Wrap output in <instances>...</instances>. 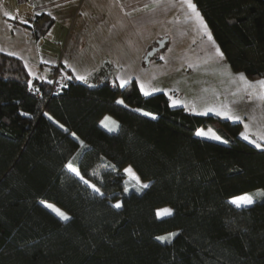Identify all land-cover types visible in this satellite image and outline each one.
<instances>
[{
    "label": "trees",
    "instance_id": "obj_1",
    "mask_svg": "<svg viewBox=\"0 0 264 264\" xmlns=\"http://www.w3.org/2000/svg\"><path fill=\"white\" fill-rule=\"evenodd\" d=\"M193 1L230 67L264 77V0ZM53 23L41 13L21 24L39 40ZM118 73L104 60L77 79L59 63L52 91L0 51V264H264V198L230 202L264 189V147L240 135L241 121L172 106L179 93L145 96L136 79L120 87ZM209 126L227 143L196 134ZM127 166L149 187L128 188ZM163 206L172 214L159 217Z\"/></svg>",
    "mask_w": 264,
    "mask_h": 264
},
{
    "label": "crops",
    "instance_id": "obj_2",
    "mask_svg": "<svg viewBox=\"0 0 264 264\" xmlns=\"http://www.w3.org/2000/svg\"><path fill=\"white\" fill-rule=\"evenodd\" d=\"M41 13L54 19L44 38L49 37L55 46L63 44L60 59H56L57 51L52 46L37 53L40 41L36 42L29 29L21 24ZM203 38L211 50H217L212 34L210 39L184 0H0V39L7 40L0 43V51L23 59L28 69L35 68L36 72L32 73L35 77H45L52 66L64 63L80 79L96 70L104 60H109L119 68V84L122 79L128 82L136 79L139 86L143 83L149 91L159 89L152 94L163 91L180 94L181 84L176 85V82L184 79L187 64L197 59V48L188 51L186 47L191 42L198 45ZM12 39L17 41H8ZM165 39L163 47L147 63V53L159 45L158 41ZM147 65L158 70L164 65L170 66L161 78L163 82L167 79L165 89L159 87L162 82L159 78L150 77L145 70ZM169 72L172 74L167 78ZM178 97L182 94L172 98V106L174 100L180 101ZM185 104L175 106H184L198 114L206 112L203 106L191 109ZM106 117L110 119L105 120ZM103 119L109 127L113 126L112 121L117 122L109 115ZM200 129L203 128L198 131ZM244 130L247 131L245 126ZM247 133L250 140L264 145L259 129L255 128L254 135L250 130Z\"/></svg>",
    "mask_w": 264,
    "mask_h": 264
},
{
    "label": "rangeland",
    "instance_id": "obj_3",
    "mask_svg": "<svg viewBox=\"0 0 264 264\" xmlns=\"http://www.w3.org/2000/svg\"><path fill=\"white\" fill-rule=\"evenodd\" d=\"M7 10H9L7 8ZM10 11V10H9ZM15 40V39H14ZM8 40V41H14ZM17 41V40H15ZM36 42L40 41L37 47V53L45 52V49L48 47H53V50L57 51V58L60 59L63 57V44L55 46L52 44L51 40L48 38L42 37L39 40H36ZM215 46H217L215 40L213 39ZM7 42L5 39H0V43ZM192 44H189L186 47V50L192 51L195 48H197V59H193V61L189 64H187V70L183 71L185 74L184 79L181 81H177L176 85L181 84V90L179 96L182 94V97H178L180 101L185 102L188 107H191V109H196V107L203 106L205 109L203 111H206L209 108H214L217 110L221 109H230L233 114L241 116L243 119L240 120L243 125V131L242 132H248L249 130L252 131V134L254 135L255 128L261 131V133H264V98H261L259 95L261 92H264V89H261L258 85L255 87V89L247 87V85L244 83L243 80L239 78V74L242 72H236L234 71L229 63L227 62L224 55L221 57L220 53L221 51H217L215 48L212 50L209 48V44L203 40L198 41V45H195L193 42ZM197 43V42H195ZM218 48V47H217ZM165 52V51H163ZM199 53V54H198ZM194 55V54H192ZM176 57V56H173ZM170 67L169 65H164L163 69H155L153 65H147L145 67V70L149 71L150 77L153 79L159 78L162 82L159 83V87L165 89L166 88V82L167 79L163 82L161 79L162 77H165L164 72L168 73V70ZM155 70H154V69ZM31 73H35V68L30 67L29 68ZM170 73V72H169ZM172 73L167 75V78L171 76ZM248 81L255 82L257 80L264 79V77H257V78H248L246 75ZM171 87V85H170ZM179 87V86H178ZM205 115H212L214 117H219L220 120H227L228 118L224 116L217 115L216 112H207ZM114 118V117H113ZM231 121H234L232 119H228ZM249 125L247 128V131L244 130L245 125ZM201 130V129H200ZM204 131L208 132L211 130L216 135L220 136L217 131H215V128L212 126L203 128ZM221 137V136H220ZM210 139V138H208ZM213 140V139H211ZM217 141V140H215ZM223 141V138L221 137V140ZM131 168L136 176L138 174L135 172V170L131 166H127L126 168ZM125 168V169H126ZM128 176V188H139L142 184H148L147 182L141 180L139 177V180H134L132 176L127 174ZM84 177V176H83ZM85 180L89 181L84 177ZM90 186L93 184L89 181L88 183ZM97 186V185H96ZM98 187V186H97ZM99 188V187H98ZM101 192V191H100ZM259 193H264V189H258L253 190L250 192L242 193L236 196H233L230 198V201L237 196H241L244 194H251L254 196L255 201L257 199L264 198V195H258ZM46 204H51L55 208L59 209L60 211L67 214L62 208L57 206L56 204L45 201ZM117 203L121 204V201H117L114 204ZM170 209L172 212V208L170 206H163L160 207L157 211V213H160L158 215L159 217H165L168 215H163V210ZM56 213V212H55ZM161 237H172L171 233L162 235ZM167 240V239H165Z\"/></svg>",
    "mask_w": 264,
    "mask_h": 264
},
{
    "label": "snow or ice",
    "instance_id": "obj_4",
    "mask_svg": "<svg viewBox=\"0 0 264 264\" xmlns=\"http://www.w3.org/2000/svg\"><path fill=\"white\" fill-rule=\"evenodd\" d=\"M184 2L187 4L188 8L191 9L192 13H194L195 18L198 20L200 26L204 29V31L206 33H208L209 38L211 39V34H210L209 30H208V26L205 23L203 16L197 10L196 4L193 3V0H184ZM189 18H191V17H189ZM213 43H214V41H213ZM217 51H219L218 48H217ZM220 55L222 57L223 56V53L221 52ZM79 78L80 79H86V77H83V76H81ZM239 78L244 81V83L247 85V87H250V88L255 89V87L258 85L261 89H264V79L257 80L255 82L248 81L247 78L245 77V75L243 73H240L239 74ZM127 83H128L127 80H123L122 79L121 82H120V87H124ZM140 89L144 93L145 96L151 95L152 92L159 91V89H155V88H153V89H151V91H149V90H147L146 85H144L143 83L140 85ZM259 95L261 96V98H264V92H261ZM117 103L124 104V101L123 100H119V101H117ZM180 103H183V101H175L174 100L173 101V106H175L176 104H180ZM136 111H141V110L140 109H136ZM207 112H216L217 115L224 116V117H226L228 119H232L234 121H240V120L243 119L241 116L233 114L230 109L217 110V109H214V108H209L207 110ZM207 112H205L204 114H207ZM144 114L145 115H152L151 113H144ZM25 115H27V114L25 113ZM109 119H110L109 117H106L105 118V120H109ZM101 123L110 132H115V131H118V129H119V125L115 121H112V124H113L112 127H109V125L107 123H105L104 121H101ZM248 127H249V125L246 124L245 125V128H248ZM196 134L198 136L207 137V138H210V139H213V140H221V137L218 136V135H216L211 130H209L208 132H206L203 129H201ZM72 135L75 136L74 133ZM240 135L245 140H250V137H249V135H248L247 132H241ZM260 139L261 140H264V133H261ZM223 142L224 143H227V141H223ZM250 142L252 144H254L257 148L264 147V145L258 143L254 139H251ZM80 143H81L82 146L87 147L86 145L83 144V141H81ZM78 156H79V154H78ZM75 159H77V158H74V160ZM112 167H114V166H112ZM66 168L70 172H72L73 174H75L76 176H78L85 184H88L89 183V181L85 180L84 177H83V175H81V172H80L79 168L74 165L73 161H69L66 164ZM124 171L127 174H129L130 176H132V178L134 180H137V181L139 180V177L135 175V173L133 172V170L130 167L129 168H126ZM92 174L93 175H98L97 172H93ZM91 187L93 188V190L96 193H99V194L103 195V193L100 192V189L95 184H92ZM148 187H149L148 184H142L141 187L138 190H143L144 188H148ZM125 191H128V189L125 188ZM258 195H264V193H259ZM230 202L232 204L236 205L237 207H247V206L252 205V204L255 203V198L251 194H244V195H241V196L234 197ZM121 206L122 205L120 203H117L115 205V207H117V208H120ZM47 207L51 208L54 212H56L57 215H59L63 220L67 221V220L70 219V217L67 214H65L64 212H62L59 209L55 208L53 205L48 204ZM171 214H172V212H171L170 209L163 210V215H171ZM158 215H160V213H158ZM171 235L172 236H175L176 234L173 233ZM158 239H161V240L167 239L168 242H171V238L170 237H158Z\"/></svg>",
    "mask_w": 264,
    "mask_h": 264
},
{
    "label": "built area",
    "instance_id": "obj_5",
    "mask_svg": "<svg viewBox=\"0 0 264 264\" xmlns=\"http://www.w3.org/2000/svg\"><path fill=\"white\" fill-rule=\"evenodd\" d=\"M57 72H58V64L52 66V68L47 73V80L52 83L53 89L52 91H56L57 89Z\"/></svg>",
    "mask_w": 264,
    "mask_h": 264
},
{
    "label": "water",
    "instance_id": "obj_6",
    "mask_svg": "<svg viewBox=\"0 0 264 264\" xmlns=\"http://www.w3.org/2000/svg\"><path fill=\"white\" fill-rule=\"evenodd\" d=\"M164 41H167V39H165V40H160V41H158V46L156 47H153L148 53H147V55H146V58H145V61L148 63L149 62V60L151 59V57H153L154 55H155V53L159 50V49H161L162 47H163V45H164Z\"/></svg>",
    "mask_w": 264,
    "mask_h": 264
}]
</instances>
